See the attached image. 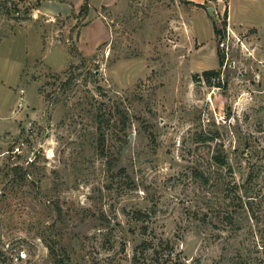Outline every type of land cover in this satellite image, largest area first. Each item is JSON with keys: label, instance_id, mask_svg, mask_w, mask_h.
I'll return each mask as SVG.
<instances>
[{"label": "rangeland", "instance_id": "rangeland-1", "mask_svg": "<svg viewBox=\"0 0 264 264\" xmlns=\"http://www.w3.org/2000/svg\"><path fill=\"white\" fill-rule=\"evenodd\" d=\"M36 7L0 0V264H264V0Z\"/></svg>", "mask_w": 264, "mask_h": 264}, {"label": "crops", "instance_id": "crops-1", "mask_svg": "<svg viewBox=\"0 0 264 264\" xmlns=\"http://www.w3.org/2000/svg\"><path fill=\"white\" fill-rule=\"evenodd\" d=\"M36 11L54 17H67L71 13H78L86 0H35ZM89 6L102 5L105 0H87ZM95 7V6H94Z\"/></svg>", "mask_w": 264, "mask_h": 264}, {"label": "built area", "instance_id": "built-area-1", "mask_svg": "<svg viewBox=\"0 0 264 264\" xmlns=\"http://www.w3.org/2000/svg\"><path fill=\"white\" fill-rule=\"evenodd\" d=\"M24 105V92L23 90L20 91L19 94V100L17 103V109H21ZM36 150H32L30 152V154L27 156L25 163L27 165L34 163L35 159H36ZM11 154L14 157L20 156L23 154V150H22V146L20 144H18L17 146H15L12 150H11ZM27 254L24 251L18 252L16 253V255L11 257V264H22L23 261L26 259Z\"/></svg>", "mask_w": 264, "mask_h": 264}, {"label": "trees", "instance_id": "trees-1", "mask_svg": "<svg viewBox=\"0 0 264 264\" xmlns=\"http://www.w3.org/2000/svg\"><path fill=\"white\" fill-rule=\"evenodd\" d=\"M87 7H88V2L86 0V2L83 4V6L81 7L80 9V12H85L87 11ZM222 30L217 28V26L215 25L214 26V34L216 36H219L222 32ZM220 63L222 64V62L220 61ZM202 76L204 77V79L207 81V83L211 86V85H214V86H217V87H220V82H214L215 80H219L220 79V71H216V70H208V71H204ZM213 79V80H212ZM213 81V82H212ZM215 160L217 161V163H220L221 165L225 164L223 160H220V158L218 157H215ZM31 165V164H29ZM15 169H20V167L17 166V168ZM204 181H207V179H204ZM146 214L144 213V217ZM135 217L136 219H142L143 218V215L142 213L140 212H136L135 213Z\"/></svg>", "mask_w": 264, "mask_h": 264}]
</instances>
